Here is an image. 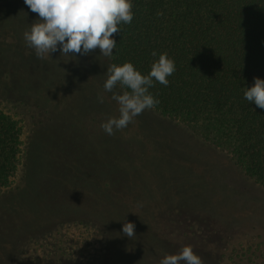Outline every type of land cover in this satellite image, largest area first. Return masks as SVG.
<instances>
[{
    "label": "trees",
    "instance_id": "obj_1",
    "mask_svg": "<svg viewBox=\"0 0 264 264\" xmlns=\"http://www.w3.org/2000/svg\"><path fill=\"white\" fill-rule=\"evenodd\" d=\"M9 1L18 0H0V3ZM132 3L133 20L119 25L120 32L114 34L117 45L111 57H104L98 49L86 56L79 55L85 59L82 66L89 69L88 81H93L94 69L107 75L106 70L112 64L122 66L127 62L147 75L159 56L167 53L174 60L176 70L167 77L166 87L153 80L154 87L149 91L159 104L147 110L195 130L205 147L227 154L235 169L264 190V109L244 98L245 88L253 86L254 78L264 79V0H132ZM35 16L38 14L31 12L26 17L27 23ZM30 26L27 24L20 31L29 30ZM13 39L9 37L10 42ZM10 48L17 51L11 53L14 58L3 63L0 56L3 64L0 65V209H9V201L13 204L11 210H17L26 194L43 192L30 183L36 171L39 174L36 179L42 174L32 163L27 165V156L38 139L48 140L52 154V178L48 181L65 191L77 190L74 197L80 196L83 205L79 201L67 206L68 197H63L64 206L40 228L22 233L0 230V246L3 245L0 264H28L20 259L31 256L30 252L47 235L48 241H54L50 233L55 229L60 234L71 231L75 237L85 238L82 241L85 247L80 248L73 241L67 245L68 237L54 241V245L43 243L39 249L45 257L39 254L41 259L30 264H159L165 254H177L187 245L193 246L203 264H248L243 259L248 251L259 257L260 262L253 263L264 264V228L257 224L227 228L222 220L212 218L214 211L199 210L196 213L199 218L210 217L214 230L219 226L224 230L212 243L204 236L207 241L204 247L186 241L196 232L201 235L198 228L191 227L193 234L161 230L164 220L182 223L178 220V210L169 214L155 194L148 191L137 194L130 180H126L131 176L117 178L122 167L118 171L111 165L105 167V177L96 181L98 195L90 199L68 180L54 182V166L58 170L65 166L58 162L54 165V136H43H48L47 129L51 135L54 132L55 53L51 58L35 60L34 49L25 42L10 45L9 51ZM153 51L156 56L152 55ZM56 55L57 62L62 63L60 51ZM81 59L76 61L75 57L73 65L81 66ZM42 66L49 69H40ZM77 84L78 81H71L56 86L73 93V85ZM115 88L120 94L128 90L119 84ZM203 163V178L218 180L221 173ZM43 167L46 169L42 172L49 173L44 162ZM214 197L211 193L204 201L200 195L199 202L205 207ZM84 205L86 208L90 205V214L88 209H83ZM150 205L155 208L151 209ZM225 211L229 213L230 209ZM171 217L177 221L170 220ZM90 218H93L90 222L85 220ZM125 222L135 224V235L131 238L123 234ZM9 238V242H4ZM98 241L103 245L99 246Z\"/></svg>",
    "mask_w": 264,
    "mask_h": 264
},
{
    "label": "rangeland",
    "instance_id": "obj_2",
    "mask_svg": "<svg viewBox=\"0 0 264 264\" xmlns=\"http://www.w3.org/2000/svg\"><path fill=\"white\" fill-rule=\"evenodd\" d=\"M0 10V56L4 63L14 58L11 53L17 52L14 48H10V52L9 46L25 42L23 33L26 30H20L24 29L25 25L32 24L30 21L39 18L35 16L27 23L26 17L31 11L24 4V0L2 2ZM14 28L16 29L12 31ZM10 36L11 39H15V41L13 39L14 42L9 41ZM56 53L54 54L55 84L62 85L71 81H78V84L73 85V93L71 90L58 89L59 87L54 85V132L51 135L50 129H47L48 136L45 134L43 136V138L54 136V156H56L54 165L58 162L65 166L60 170L54 166V182L62 181V179L68 180L76 189H81V195L90 199L91 196L98 195L99 187L96 181H101L105 177L103 169L111 165L118 171L119 167H122L117 172V178L124 175L131 176L126 180H130L132 188L136 193L138 192L137 194L146 191L155 194V199H162V206H166L165 209L169 214L178 210L177 214L180 216L178 220L182 223L175 222L173 224L164 220V224L160 226L161 230L193 234L191 227L198 228L200 233L202 232L201 235L196 232L193 236L189 235L186 241L189 242L188 244L194 243L201 247H204L207 241L212 243L211 241L217 240L224 231L221 226L214 230L212 218L222 220L223 226L227 228H240L250 224H257V227L264 228V190L254 185L235 169L227 154L205 147L195 130L192 131L179 122L168 120L147 109L126 128L115 131L114 135L106 134L101 128V124L106 122L109 117L119 116V105L111 97L113 93H120L115 90L116 88L113 89V92L104 91L103 85L107 75L103 70L94 69L95 77L93 81H88L89 69L82 66L85 59H81L78 54L63 55L61 56L63 62L58 63L59 57ZM15 55L17 54L15 53ZM75 57L76 61L81 59L79 61L81 66L73 65ZM35 58V60H40ZM20 62L23 63L22 60ZM0 65L3 66V64ZM103 67L106 70V65ZM40 69L48 70L49 67L42 66ZM100 94L104 97L103 103L98 99ZM48 145V140L38 139L27 156V165L28 162L30 166L32 163V167L35 170L37 167V170L42 174L41 178L36 179L39 175L36 171L30 179V183L33 187L41 188L43 192L33 195L26 194L17 210H11L10 207L13 204L8 201L9 209H0V230L22 233L40 228L43 222L54 217L58 210L64 206L61 200L63 197H68L67 206L79 201L80 205H83L80 196L74 197L77 190L68 189L65 191L63 187L53 186L48 181L52 178L53 171L50 169L52 168L50 165L52 154L48 150ZM57 151L58 153H56ZM43 162L50 169L49 173L48 171L42 172L46 169L41 168ZM203 162L210 165L211 168L214 166L221 173L218 180L203 178L201 174L204 168ZM124 182L126 183V181ZM211 193L215 194L213 202L208 203L210 204L208 206L205 204V207L202 206L203 203L199 202L201 201L200 195L204 196V201H207V197ZM155 199L151 200L153 205ZM153 205H150L151 209L155 208ZM86 206L84 205L83 209ZM222 208L224 211L221 210ZM225 208L230 209L231 213H227ZM91 209L89 208L87 213L90 214ZM159 209L162 213L163 210L157 208V210ZM199 210L202 212L214 211L212 218L207 216L199 218L196 215ZM258 212H260V216L256 215ZM224 217H227L229 221L224 220ZM91 219L93 218L85 220L90 222ZM172 219L174 218L171 217L170 220ZM156 227H159V221ZM237 231L241 230L237 229ZM50 234L54 235V241L68 237L67 245L73 241L74 245H80V248L85 247L82 242L85 238L79 239L71 231L64 235L55 229ZM239 235L242 236L240 232ZM47 238H49L48 235L44 238L45 240L38 242L39 245L34 248L36 250L30 252L31 256L20 260L30 264L32 261L41 259L37 256L39 254L45 257L39 249L40 245L43 243L54 245V241H48ZM77 240L78 242H75ZM262 240L264 242V236ZM9 241L10 238L4 240V242ZM232 243L234 244V240ZM102 245L103 242H100L99 246ZM243 259L248 264H255L253 263L255 260L260 262L259 257H255V253L249 251ZM251 259L252 262L249 261Z\"/></svg>",
    "mask_w": 264,
    "mask_h": 264
},
{
    "label": "clouds",
    "instance_id": "obj_3",
    "mask_svg": "<svg viewBox=\"0 0 264 264\" xmlns=\"http://www.w3.org/2000/svg\"><path fill=\"white\" fill-rule=\"evenodd\" d=\"M24 3L39 19L23 33V38L40 59L51 58L57 51L61 55L86 56L97 49L104 57H111L117 45L114 34L120 32L119 25L130 24L133 20L132 0H24ZM152 55L157 53L153 51ZM175 70V62L167 53L159 56L147 75H142L130 62L108 67L104 91L113 92L117 84L128 90L123 94L113 93L111 99L119 105V116L109 117L102 123L103 131L114 135L146 109L158 105L159 100L149 91L154 87L153 80L166 87L167 77ZM244 98L264 109V79L254 78L253 86L245 88ZM98 99L104 102L102 94ZM134 230V223L123 224L122 231L127 237L134 236ZM159 264H203V259L194 252L193 246L187 245L177 254H165Z\"/></svg>",
    "mask_w": 264,
    "mask_h": 264
}]
</instances>
